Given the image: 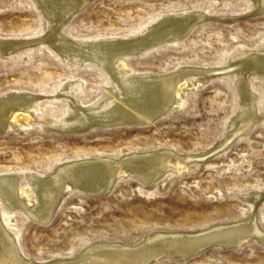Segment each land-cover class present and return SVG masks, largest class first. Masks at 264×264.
I'll list each match as a JSON object with an SVG mask.
<instances>
[{"label":"rangeland","instance_id":"obj_1","mask_svg":"<svg viewBox=\"0 0 264 264\" xmlns=\"http://www.w3.org/2000/svg\"><path fill=\"white\" fill-rule=\"evenodd\" d=\"M256 6L254 0H92L68 16L62 30L85 47L143 33L175 14L207 12L210 19L197 22L176 46L148 48L125 62L130 72L148 76L183 68L215 70L230 66L231 57L243 51L264 49V11L256 13ZM224 16L232 20H216ZM48 30L36 1L0 0V39L30 42L0 56V99L16 93L39 96L30 120L20 119L18 111L22 122L0 133V173L23 174L18 187L33 202L38 198L26 173L45 176L65 162L161 149L207 156L154 183L129 173L102 197L73 190L45 223L16 208L8 229L26 257L48 264L75 258L96 242L137 245L154 233H199L251 213L264 231V197L256 207L245 197L264 193V115L249 132L236 130V71L211 76L150 123L64 131L74 124L66 121L69 102L91 103L112 81L99 52L81 47L79 54L63 57L45 39ZM193 75L190 71L185 78ZM255 75L250 86L264 112V80ZM222 141L225 146H218ZM164 256L150 264H264V243L251 239L240 248L213 245L187 258Z\"/></svg>","mask_w":264,"mask_h":264},{"label":"bare ground","instance_id":"obj_2","mask_svg":"<svg viewBox=\"0 0 264 264\" xmlns=\"http://www.w3.org/2000/svg\"><path fill=\"white\" fill-rule=\"evenodd\" d=\"M34 1L47 17L49 30L45 39L57 54L66 57L73 51L79 54L81 47L85 50L93 49L99 52L98 58L103 62L112 81L98 98L91 99V103L80 105L73 100L69 102L66 121L74 124L64 131L83 132L95 127L150 123L175 106L177 98L225 68L237 72L236 87L241 98L239 97L240 105L233 118L237 121L236 130L240 133L249 132L250 127L263 117L264 112L257 107V94L252 90L249 78L256 74V77L258 75L264 80V49L243 51L231 57L230 66L221 69L183 68L161 76L130 72L125 62L127 56L141 54L145 49L155 46H176L198 21H203V18L208 16L210 18L209 13L193 11L175 14L154 21L143 33L127 38L98 40L83 47L65 35L62 28L68 16L92 0ZM254 1L257 5L254 11H264V0ZM218 18L232 20L229 16ZM28 44L30 42L27 40L0 39V56ZM190 71L194 73L193 77L185 78ZM68 85L69 83H66L64 87ZM38 97L29 93H16L1 98L0 133L22 122L20 119L30 120L32 112L38 107L35 103ZM111 107L113 108L110 109ZM18 111H22L20 117ZM101 111L104 112L100 113ZM223 142L218 146H225ZM198 155H181L169 149H161L130 153L116 159L97 157L73 160L60 164L45 176L28 172L26 179L33 188L35 187L38 198L36 202L18 187L23 174L0 173V264H41L23 254L16 235L8 229L16 208L23 209L31 217L45 223L51 220L62 199L73 190L78 189L90 196L102 197L112 190L121 177L129 173L136 174L139 180L153 182L169 171L175 173L187 169L189 163L195 162ZM256 196L257 193H253L245 197L256 207L257 199L264 197V193L258 198ZM254 219V213H251L243 220L228 225H217L199 233L158 232L137 245L96 242L87 246L75 258L55 259L48 264H150L163 255L178 259L187 258L213 245L240 248L251 239L264 243V231L259 229ZM13 228L15 230V227Z\"/></svg>","mask_w":264,"mask_h":264},{"label":"water","instance_id":"obj_3","mask_svg":"<svg viewBox=\"0 0 264 264\" xmlns=\"http://www.w3.org/2000/svg\"><path fill=\"white\" fill-rule=\"evenodd\" d=\"M206 19H210V18H205V20H206ZM216 20H222V19H218V18H217ZM198 22H200V21H198ZM230 71H233V70H232V69H229V68H226V69H224V70H221L219 73H220V74H221V73L223 74V73H227V72H230ZM216 151H217V150H216ZM216 151H213V153H215ZM213 153H212V154H213ZM205 156H207V154L202 155V156H199L197 159H198V160H201V159L205 158Z\"/></svg>","mask_w":264,"mask_h":264}]
</instances>
